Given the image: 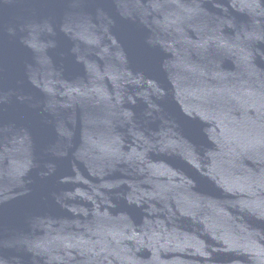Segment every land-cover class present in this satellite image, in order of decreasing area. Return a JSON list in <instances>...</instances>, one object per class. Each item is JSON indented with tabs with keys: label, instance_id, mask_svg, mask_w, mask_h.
<instances>
[{
	"label": "water",
	"instance_id": "1",
	"mask_svg": "<svg viewBox=\"0 0 264 264\" xmlns=\"http://www.w3.org/2000/svg\"><path fill=\"white\" fill-rule=\"evenodd\" d=\"M0 264H264V0H0Z\"/></svg>",
	"mask_w": 264,
	"mask_h": 264
}]
</instances>
